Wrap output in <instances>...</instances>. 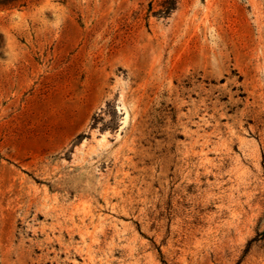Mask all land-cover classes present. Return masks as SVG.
Instances as JSON below:
<instances>
[{
    "label": "rangeland",
    "instance_id": "obj_1",
    "mask_svg": "<svg viewBox=\"0 0 264 264\" xmlns=\"http://www.w3.org/2000/svg\"><path fill=\"white\" fill-rule=\"evenodd\" d=\"M0 264H264V0L1 9Z\"/></svg>",
    "mask_w": 264,
    "mask_h": 264
},
{
    "label": "trees",
    "instance_id": "obj_2",
    "mask_svg": "<svg viewBox=\"0 0 264 264\" xmlns=\"http://www.w3.org/2000/svg\"><path fill=\"white\" fill-rule=\"evenodd\" d=\"M26 0H0V10L17 5H24Z\"/></svg>",
    "mask_w": 264,
    "mask_h": 264
}]
</instances>
